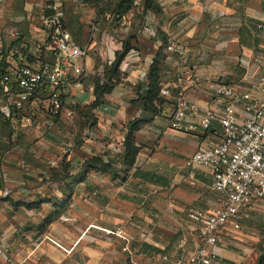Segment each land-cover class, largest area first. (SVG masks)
<instances>
[{"label": "crops", "instance_id": "obj_1", "mask_svg": "<svg viewBox=\"0 0 264 264\" xmlns=\"http://www.w3.org/2000/svg\"><path fill=\"white\" fill-rule=\"evenodd\" d=\"M36 1L0 0V39L10 40L12 32L27 30V18ZM58 1L66 20L83 22L89 35L86 24L97 14L96 3ZM156 2L160 7L155 13L161 31L158 39L164 43L163 37L169 32L190 48V67L199 78L193 86L186 82L185 94L190 101L217 110L222 103L211 95L212 81L222 77L239 89L259 82L264 74V0ZM118 30L131 47L128 53L137 51L140 57L132 60L136 66L128 67L120 88L90 112L85 106L93 101V94L86 89V81L80 86L85 93H78L82 108L75 116L85 119V114H91L96 125L61 122L53 131L35 130L18 146L11 144L7 128L0 130V264L6 260L20 262L44 236L76 247L68 254L45 240L31 264H129L122 241L92 226H122L132 239L137 259L147 264H153L163 252L175 254L182 232L190 237V249L198 245L188 212L193 207H214L222 194L212 188L211 166L192 165L189 158L219 136L206 133L198 124L193 128L187 123L183 128L174 126L173 98L155 101L156 112L137 106V86L147 81L159 47L157 39L141 36L129 27ZM101 42L98 57L88 60L90 73L95 71L97 60L106 64L115 60L110 33L104 32ZM179 63L178 57L167 55L162 64V85L175 82ZM125 64L123 61L122 67ZM257 96L263 94L258 92ZM239 116L244 119L248 114L239 108ZM137 117L143 120L135 134L141 151L131 170L125 174L121 162L116 164V174L85 168L91 156L107 158L121 153L127 125ZM213 126L220 130L218 123ZM33 136L36 141L32 145L29 137ZM137 169L153 172L161 179L137 177ZM259 206L264 207V202L254 209ZM255 214L251 210L243 226L252 224ZM218 251H222L220 245Z\"/></svg>", "mask_w": 264, "mask_h": 264}, {"label": "built area", "instance_id": "obj_2", "mask_svg": "<svg viewBox=\"0 0 264 264\" xmlns=\"http://www.w3.org/2000/svg\"><path fill=\"white\" fill-rule=\"evenodd\" d=\"M144 12L142 0H135L134 8L121 17L113 13L98 14L97 11L86 24L89 36L81 45L69 29L61 2L36 1L34 11L27 18V30L12 32L10 40L0 39V130L7 128L13 145L18 146L35 130L53 131L64 119L72 120L80 105L78 93H85L80 87L85 81L88 83L86 89L94 97L88 60L97 58L102 50L103 19L110 21L120 17L121 27L157 39L155 43L159 48L163 46L168 56L180 60L175 82L162 85L160 91L161 97L175 100L174 126L183 128L187 123L193 128L198 124L204 131L211 130L214 123L220 126L218 140L199 147L189 158V163L211 166L212 188L222 197L214 207L189 210V219L198 234V245L194 249L189 247L188 233L182 232L176 253L163 252L153 264H225L218 251L219 242L228 240L230 230H239L251 209L264 202V74L259 76V82L240 89L225 78H217L211 82V95L222 105L217 110L202 108L185 94L187 81L192 86L199 82L193 74L194 67H190L189 46L169 32H166V42L160 41L157 15L152 10ZM110 39L115 53L123 50L125 35L121 31L111 32ZM139 57L137 51L126 55V64L121 67L122 80L128 67L136 66L132 60ZM173 89L177 91L173 92ZM258 92L263 97L257 96ZM239 108L248 114L246 118H240ZM92 227L107 236L119 238L129 264H147L137 259L132 239L122 226ZM45 240L68 254L76 247V244L66 247L44 236L16 264H31L36 249ZM4 264L15 263L6 260Z\"/></svg>", "mask_w": 264, "mask_h": 264}, {"label": "trees", "instance_id": "obj_3", "mask_svg": "<svg viewBox=\"0 0 264 264\" xmlns=\"http://www.w3.org/2000/svg\"><path fill=\"white\" fill-rule=\"evenodd\" d=\"M90 1V0H87ZM92 2H95L97 5L98 14H104V13H113L118 14L120 17L124 16L128 12H130L134 8V2L135 0H120L118 3H113V0H91ZM142 3L144 5L145 12L148 10L154 11L156 14L160 11V7L158 6L156 0H142ZM144 12V13H145ZM144 17V14L142 15ZM115 17L113 20H106L103 19L102 21V29L107 32L111 33L116 29L121 28V18ZM76 20V19H75ZM77 31L70 27V21H69V29L75 39L81 44L84 45L86 40L88 39L85 37V24L83 22H80L77 20ZM76 31V33H74ZM161 34V31H159V35ZM165 37H163V41L166 42ZM126 43V42H125ZM124 43V48L122 51L116 52L115 60L110 63L109 65H113L115 67V70L120 73V78L122 80V73H121V67L122 63L124 61V58L126 57L129 49L131 48L129 44ZM167 58V54L164 51V47H160L153 59V62L151 64V67L149 69L147 81L142 84L140 83L137 86V93L139 98L136 100L137 106L141 107L142 110H148L151 112H156V106L155 101H164L162 97L160 96V91L162 87L161 82V73H162V64L164 63L165 59ZM111 65V66H112ZM176 92V91H175ZM110 93L109 90H104L99 86H95L94 83V97L95 99L85 107H88L90 112L92 109L97 108L99 105L105 102V99L107 95ZM162 99V100H161ZM162 101V102H163ZM175 102V100H174ZM81 109L82 107L80 105L77 106V110ZM79 109V110H80ZM86 112V111H85ZM83 114V113H82ZM85 114V113H84ZM90 116L91 114H85V121L86 124L84 126H94L96 125V122H92V117L87 119L86 117ZM143 123V120L139 117L134 118L132 121L128 123V132L124 138V149L121 153H116L111 156H108L105 158L102 155H94L89 157L85 161V168L92 167L94 169H97L102 172H111L113 174H116L119 169L117 168L116 164L118 162H121L125 169L123 172L126 174L128 170H131L136 163V158L139 152L141 151V147L136 145V139L135 134L140 129L141 124ZM206 133H212V134H218L219 129H216L214 126L211 130H206ZM9 140L11 144L13 145V142L11 141V133L9 132ZM134 175L140 178H144L149 181H158V179H161L160 176L156 175L153 172L150 171H144L142 169H137L134 172ZM257 264H264V255L260 256L258 258Z\"/></svg>", "mask_w": 264, "mask_h": 264}, {"label": "rangeland", "instance_id": "obj_4", "mask_svg": "<svg viewBox=\"0 0 264 264\" xmlns=\"http://www.w3.org/2000/svg\"><path fill=\"white\" fill-rule=\"evenodd\" d=\"M120 0H113V3H118ZM70 27L77 31V20H70ZM76 31L74 33H76ZM85 37L88 38V34L85 33ZM96 69L90 75V80L95 83V86L99 84L104 90H109L111 94L113 91L120 88L122 80L120 73L115 70V67L108 63H103L97 60ZM87 118V117H86ZM70 126H79L86 124L85 119L76 116L72 120L63 122ZM75 128V127H73ZM33 133L27 135L32 136ZM27 138V137H25ZM31 140V141H30ZM34 136L29 137V141L32 145L35 143ZM252 211L256 212L254 215L256 219L251 220L252 224H245L239 230H230L231 236L228 240L222 239L219 242L222 251H220L221 258L226 264H257L258 258L264 255V207L259 206L257 209L252 208Z\"/></svg>", "mask_w": 264, "mask_h": 264}]
</instances>
